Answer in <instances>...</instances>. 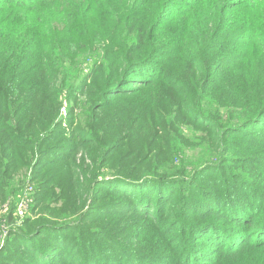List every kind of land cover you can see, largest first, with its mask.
<instances>
[{
	"label": "trees",
	"instance_id": "obj_1",
	"mask_svg": "<svg viewBox=\"0 0 264 264\" xmlns=\"http://www.w3.org/2000/svg\"><path fill=\"white\" fill-rule=\"evenodd\" d=\"M0 10L5 19L0 29V199L20 194L19 184L28 177L24 189L35 185L28 209L42 214L24 221L28 231L10 234L5 249L16 255L8 259L12 262L0 256V264H58V258H66L67 242L77 239V251L82 237L93 242L76 254L74 264H264V187L247 185L245 176L232 171H226L231 184L239 181L229 192H200L198 198L190 192L184 198L189 213L208 222L196 226L199 239L202 231L209 233L199 243L213 244L215 252L203 243L194 247L189 235L188 247L177 257L172 253L182 243L171 246L167 256H144L113 239L112 232L57 222L61 209L50 203L55 191L66 198L79 195L76 171L84 160L78 155L90 164L97 161L92 170L85 166L94 175L107 157H120L129 139L143 138L133 152L145 150L146 162L157 142L163 143L160 137L171 139L170 127L214 131L226 143L230 135L264 125V0H0ZM18 24L24 27L12 37L8 31ZM65 121L72 123L69 131L61 129ZM246 135L263 142L256 129ZM95 139L115 142L104 148ZM243 152L225 156L250 165ZM173 160L182 161L178 155L158 158L159 170L182 172L171 167ZM140 161L138 156L135 164ZM151 173L117 170L95 184L121 188L117 193L134 205L130 213L146 214L150 221L159 215L161 223L160 215L171 205L166 202L195 176L173 180ZM108 204L91 206L86 217L106 216L117 206H123L122 214L126 207ZM145 205L148 209H140ZM217 220L245 226L235 224L239 236L232 238ZM178 227V222L169 225L177 233Z\"/></svg>",
	"mask_w": 264,
	"mask_h": 264
},
{
	"label": "rangeland",
	"instance_id": "obj_2",
	"mask_svg": "<svg viewBox=\"0 0 264 264\" xmlns=\"http://www.w3.org/2000/svg\"><path fill=\"white\" fill-rule=\"evenodd\" d=\"M3 13L4 11L0 10V29L2 28L3 20H5L3 18ZM27 20L31 22V20L33 19L31 17H27ZM23 27L24 26L18 24V26H16L15 28L16 31L11 29L8 31V33L12 34L13 37L14 35L18 34L20 30L23 29ZM237 30L240 29L237 28L236 31ZM213 72H215V70ZM172 77L174 78L175 76L172 75ZM156 94L157 93H154V95ZM63 110L64 109L61 110V114L65 116ZM86 122L89 123L90 120H86ZM71 124V122L65 121L62 123L61 129L69 131L72 128ZM132 129L135 131L139 130V125H133ZM251 129L258 130L261 135L264 136V125L260 126L258 124H254L249 129H246L248 130L246 132L243 131L235 135H230L231 137L226 141V143L222 142V135L217 132L215 133L214 131L204 134L199 129H197L196 131H189L182 125L170 127L168 130L170 131L169 134L171 136V139H163L164 137H160L159 140L162 139L163 143L159 144V141L157 142L156 147L153 151V159L151 161L147 160L146 162H143V159L146 156L145 154H147L145 150L133 152V148H135V146L139 147L141 144H144L143 138L135 140L129 139V145L127 146V148L119 151L118 154H120V157H107L109 158V161L105 164V166H103V168H101V166H98V169L94 168L96 171V174L94 175L93 172L88 169L92 170L93 166H97V161L95 164L93 162L90 164L89 160H86L85 162L84 156L78 155L77 159L83 158L84 160L82 168L76 171L79 178L78 181L75 180V188L78 189L79 195L77 197L72 196V198H66L62 197L60 191H55V195L53 196L52 201L50 203L51 207L61 209L60 214L55 217L56 221L62 224H66L68 222L73 224L79 223L80 226H82V229H89V231H99V229H101L102 231L112 232L113 239L127 245L134 251L139 252L144 256H167L172 253L173 248L171 246L177 245L176 243H178L179 245L182 243L183 245L178 249V252L172 253L175 257H177L181 251L186 250V248L188 247L189 235L191 236V240L193 241V243L196 244L194 245V247L200 248L198 244L201 245L205 242H199L203 237L209 238V233L208 230L202 231L205 235L201 239H199V233L198 229H196V226H205V224H207L208 222L202 219L201 217L189 213L188 208H186V206H188V204L186 203V199L190 195V192L194 193V196L197 198L200 192H206L207 194H211L212 192H217L218 190L220 191L223 188H226L229 192L230 190H232L231 188L233 187V185L238 186L236 184L239 180L234 178V181L236 183L231 184V181L228 179L230 177L227 175L226 171H232L231 174L233 176L239 177L240 174L245 176V180L243 182H245L247 185L251 184L255 186L257 185L264 187V138L262 142L259 141V139L246 135V133H248ZM185 137V140L187 141H184L183 138ZM175 139H181L183 141L178 144V142L175 143ZM248 139H250V142L254 141L256 143L250 144L247 142ZM95 140V143L99 144L98 146L104 148L108 145H111L112 142H115V139H112L106 143L100 142L99 139ZM152 141H154V137L151 139L150 144H152ZM238 149L245 152H243L242 155L247 158L246 160H250L252 162L250 165H238L236 163L237 159H228L225 156L227 152H230L229 156H234L235 153L238 152ZM249 149L251 150L252 155L249 153ZM131 154L133 155L130 156ZM174 155H178L182 161L173 160L171 167L177 168L179 170L182 169V172H161V170H159L160 167L157 165L158 158L168 156L173 157ZM122 156L130 157L127 160H123L124 158ZM138 156H141L142 162L140 161L141 163L139 162L138 164H135L136 158H138ZM208 164H214L215 166L207 171L201 172L204 166H207ZM135 165L136 167H134ZM85 166H89L88 169H86ZM171 167H169V170H171ZM127 169L128 172L131 169H135L137 172H146L147 175L152 174L151 172H156L155 175L158 178L162 173L164 174V176L162 177L170 178L173 180L183 179L184 177V179H186L192 176H195V178L192 179L189 184H181L180 188H183L184 190L176 191L174 199L170 202H166L171 205L169 206L166 214L160 215L162 216V219L160 220H163L160 223V221L158 220L159 215L155 220L151 219L150 221V217H147L146 214L135 216L134 213H130V206L134 205H131L130 202H127V200L124 199L126 197L117 193V191H120L121 188L119 189L118 187L110 191L109 189H106V186L114 187V185L95 184V182L101 178H111V176H113V174H115V171L117 170L126 171ZM111 172L113 174H111ZM29 174H31V171H28L27 174L24 175V178H26V176H29ZM27 178L23 183H17L23 187L21 190L22 195L20 192V194L17 193L14 195H8L6 196L7 198L0 199V256L2 257V262H12L13 259H8H10L11 256L13 258L16 255L13 249H5L10 234L20 230L28 231L26 224H24V221L27 218L31 221H36L42 216V214L38 211H36V213L34 214H31L29 209V212L27 211L23 218H19L16 215L17 206L21 202V200L25 198V196H28L26 198L30 199V206L32 205V202L34 200L33 196L35 193V185H28L31 186L33 189L31 187L24 189ZM224 178H227V181ZM96 188H100L98 189L100 191H98ZM122 188H126V186H123ZM28 189H30L29 192H24ZM64 193H67V191H65ZM6 194L7 192L5 193V195ZM185 196L186 199L184 200ZM107 200H109V204L113 202H117V204H126L125 210L122 211L123 215L118 214L121 212L120 210H122L123 206H117L114 209V212H110L106 216L94 215V213H90L86 217V214L92 208L91 206L95 204L102 205V203H105ZM140 209H148V205H145ZM9 214H11L10 218ZM120 215L122 216L119 217ZM175 222H178V228L180 229L178 233L177 230L171 231L169 229V225ZM215 222L225 229L224 232H226L227 236L229 235L232 236V238H238L239 231L234 228L237 222L220 223L221 221L219 220ZM255 222L254 226H256L257 223ZM31 224L34 225L35 223L31 222ZM82 224H84V226ZM159 226H162L164 232L167 233H163L161 227ZM237 226H239V228H243L245 225L237 224ZM177 234L179 235L178 238ZM167 235L169 237H167ZM168 238L170 239V242L168 241ZM74 240L77 239H72L67 242L66 258H58V260H61L58 261V264H62L63 262L74 264L72 263V260H74L76 254L87 250L93 242L89 237H82L80 241L81 247L78 248V250L76 251L73 245ZM10 246L11 248H15L13 245ZM203 246L204 248H206L207 251L215 252L217 250V248L211 243L204 244ZM187 252L189 251L187 250ZM195 260L200 261V258L197 257L195 258Z\"/></svg>",
	"mask_w": 264,
	"mask_h": 264
},
{
	"label": "built area",
	"instance_id": "obj_3",
	"mask_svg": "<svg viewBox=\"0 0 264 264\" xmlns=\"http://www.w3.org/2000/svg\"><path fill=\"white\" fill-rule=\"evenodd\" d=\"M29 191H30V189L26 190L25 192H29ZM26 197H28V196H25V198L22 199L21 202L17 206L16 215L19 218H23V216L27 212L29 202H31L30 199H28Z\"/></svg>",
	"mask_w": 264,
	"mask_h": 264
}]
</instances>
